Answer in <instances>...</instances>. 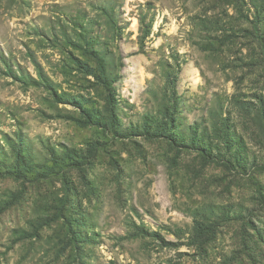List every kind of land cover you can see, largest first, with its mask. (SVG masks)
<instances>
[{
    "label": "rangeland",
    "instance_id": "374dc122",
    "mask_svg": "<svg viewBox=\"0 0 264 264\" xmlns=\"http://www.w3.org/2000/svg\"><path fill=\"white\" fill-rule=\"evenodd\" d=\"M0 264H264V0H0Z\"/></svg>",
    "mask_w": 264,
    "mask_h": 264
},
{
    "label": "trees",
    "instance_id": "16d2710c",
    "mask_svg": "<svg viewBox=\"0 0 264 264\" xmlns=\"http://www.w3.org/2000/svg\"><path fill=\"white\" fill-rule=\"evenodd\" d=\"M145 33L147 31H144ZM145 35V34H144ZM92 54H94V59L96 60L98 67H99V74L97 75L103 82V85L105 86L106 90L108 91V96H109V102L111 103V98H113V92H115V88L113 86V80L111 79L112 76L109 72V65H108V60L107 57L105 56V52L99 49H95V51L92 49ZM173 82L172 84H174ZM113 104V101H112ZM115 105V104H114ZM148 122H151V117H146ZM113 129L118 133V134H124V135H129V133H121L119 132L117 128V118L115 115H113V119L111 121ZM153 124V123H152ZM158 128H156L154 131L150 132L147 131V135L152 136V137H158V138H167L171 143H173L177 147H183V148H193L198 151H202L203 155L210 160H216L211 152L206 149V147L198 141H194L192 144L188 145L184 142L179 141L177 135L171 131V129H168V123L164 121L163 125L161 121L157 122L156 125ZM200 140V139H199Z\"/></svg>",
    "mask_w": 264,
    "mask_h": 264
}]
</instances>
